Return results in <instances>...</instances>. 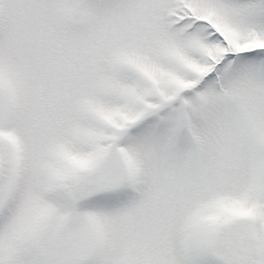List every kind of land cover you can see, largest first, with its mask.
<instances>
[{"label":"snow or ice","instance_id":"snow-or-ice-1","mask_svg":"<svg viewBox=\"0 0 264 264\" xmlns=\"http://www.w3.org/2000/svg\"><path fill=\"white\" fill-rule=\"evenodd\" d=\"M0 264H264V0H0Z\"/></svg>","mask_w":264,"mask_h":264}]
</instances>
